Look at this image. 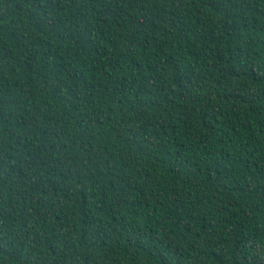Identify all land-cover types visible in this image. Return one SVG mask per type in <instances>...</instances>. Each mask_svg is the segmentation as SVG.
I'll return each mask as SVG.
<instances>
[{"label": "trees", "instance_id": "obj_1", "mask_svg": "<svg viewBox=\"0 0 264 264\" xmlns=\"http://www.w3.org/2000/svg\"><path fill=\"white\" fill-rule=\"evenodd\" d=\"M0 264H264V0H0Z\"/></svg>", "mask_w": 264, "mask_h": 264}]
</instances>
